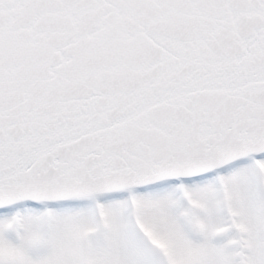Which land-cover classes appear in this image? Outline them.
I'll use <instances>...</instances> for the list:
<instances>
[{
	"label": "snow or ice",
	"instance_id": "snow-or-ice-1",
	"mask_svg": "<svg viewBox=\"0 0 264 264\" xmlns=\"http://www.w3.org/2000/svg\"><path fill=\"white\" fill-rule=\"evenodd\" d=\"M0 264H264V0H0Z\"/></svg>",
	"mask_w": 264,
	"mask_h": 264
}]
</instances>
